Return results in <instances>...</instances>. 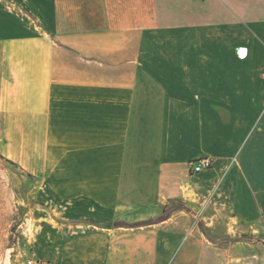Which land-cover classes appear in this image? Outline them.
<instances>
[{
  "label": "crops",
  "instance_id": "crops-1",
  "mask_svg": "<svg viewBox=\"0 0 264 264\" xmlns=\"http://www.w3.org/2000/svg\"><path fill=\"white\" fill-rule=\"evenodd\" d=\"M0 115L37 261L264 264V0H0Z\"/></svg>",
  "mask_w": 264,
  "mask_h": 264
},
{
  "label": "rangeland",
  "instance_id": "rangeland-1",
  "mask_svg": "<svg viewBox=\"0 0 264 264\" xmlns=\"http://www.w3.org/2000/svg\"><path fill=\"white\" fill-rule=\"evenodd\" d=\"M1 120L0 115V128ZM36 186L37 182L20 164L3 154L0 141V264H27L29 259H35L30 249L32 225L29 220L37 206ZM176 207V204H171L167 212L174 211ZM258 236L250 235L244 240L253 242L254 246L248 247L255 256L260 252L264 256V238ZM237 237L225 241H235Z\"/></svg>",
  "mask_w": 264,
  "mask_h": 264
},
{
  "label": "built area",
  "instance_id": "built-area-1",
  "mask_svg": "<svg viewBox=\"0 0 264 264\" xmlns=\"http://www.w3.org/2000/svg\"><path fill=\"white\" fill-rule=\"evenodd\" d=\"M213 161L209 157H201L195 161L190 162L192 173L199 174L212 167ZM27 264H51L48 261H37L36 259H29Z\"/></svg>",
  "mask_w": 264,
  "mask_h": 264
},
{
  "label": "trees",
  "instance_id": "trees-1",
  "mask_svg": "<svg viewBox=\"0 0 264 264\" xmlns=\"http://www.w3.org/2000/svg\"><path fill=\"white\" fill-rule=\"evenodd\" d=\"M168 217H169V212L166 211V213L163 214L162 216H160V217L156 220V222H162V221H164V220H167ZM153 222H154V220H150V221H148V222H146V223H138V224H136V225H134V226H135V227H140V226H143V225H149V224H152Z\"/></svg>",
  "mask_w": 264,
  "mask_h": 264
}]
</instances>
